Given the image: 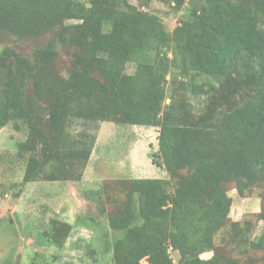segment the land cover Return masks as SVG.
Returning a JSON list of instances; mask_svg holds the SVG:
<instances>
[{
    "label": "trees",
    "instance_id": "1",
    "mask_svg": "<svg viewBox=\"0 0 264 264\" xmlns=\"http://www.w3.org/2000/svg\"><path fill=\"white\" fill-rule=\"evenodd\" d=\"M139 1L0 0V129L11 120L29 123L19 153H29L23 180L31 182L52 158L62 160L61 150L63 160L84 168L100 121L158 126L161 157L154 162L173 175L187 172L173 190L162 177L120 181L125 200L109 215L120 233L115 264H175L171 248L180 254L177 264H242L203 254L216 250L231 212L225 184L235 182L244 194L264 183V0H195L173 31L143 8L152 0ZM175 1L177 9L186 3ZM14 37L44 41L27 55L8 44ZM58 44L72 48L67 78L54 72ZM173 67L196 72L188 89L208 95V112L226 103L216 121L193 120L182 104L167 103ZM39 100L47 104L45 120L32 109ZM76 124L81 129L69 144ZM71 231L72 224L53 218L41 241L61 248ZM251 247L264 250V226Z\"/></svg>",
    "mask_w": 264,
    "mask_h": 264
},
{
    "label": "rangeland",
    "instance_id": "2",
    "mask_svg": "<svg viewBox=\"0 0 264 264\" xmlns=\"http://www.w3.org/2000/svg\"><path fill=\"white\" fill-rule=\"evenodd\" d=\"M131 1L141 6V1ZM185 2L177 9L175 0H152L143 8L159 15L166 28L173 31L187 19L185 7L189 8L196 1ZM43 41L41 37L28 40L14 37L8 44L30 55ZM3 46L1 42L0 51ZM57 48L59 55L53 66L54 72L67 78L72 67V48L65 49L61 44ZM134 70L135 64L130 63L127 71L132 73ZM194 73L173 67L167 76V103L182 104L180 108L193 120L206 116V119L216 121L218 110L225 108L226 103L208 112L211 103L208 95L193 97L188 89ZM202 79L196 74L195 81ZM46 105L39 100L32 108L35 114H42V120H45ZM118 119L100 121L95 147L84 168H75L72 160H63L66 156L61 150L62 160L52 158L46 164L42 178L31 182L23 180L29 153L26 157H20L19 153L21 143L29 137V123L22 119L11 120L0 129V264L11 256L10 264H115L113 243L120 233L110 226L109 215L125 200L126 191L120 181L162 177L168 179L173 190L177 178L187 172L181 170L173 175L154 162L155 158L161 157L158 126L123 123ZM80 129V124L69 127V144ZM54 162L53 177L49 173ZM225 188L233 198L231 212L215 236L216 250L204 253L203 257L208 258L216 252L242 264H264V250L251 247L264 226L261 218L264 183L244 194L239 193L235 182L226 183ZM53 218L72 224V231L61 248L41 241L42 230ZM170 253L177 264L179 252L171 248ZM143 262L149 264L146 259Z\"/></svg>",
    "mask_w": 264,
    "mask_h": 264
},
{
    "label": "crops",
    "instance_id": "3",
    "mask_svg": "<svg viewBox=\"0 0 264 264\" xmlns=\"http://www.w3.org/2000/svg\"><path fill=\"white\" fill-rule=\"evenodd\" d=\"M162 168V167H161Z\"/></svg>",
    "mask_w": 264,
    "mask_h": 264
}]
</instances>
